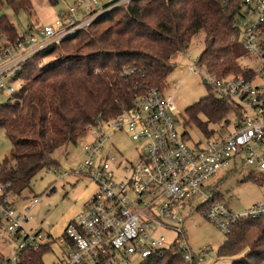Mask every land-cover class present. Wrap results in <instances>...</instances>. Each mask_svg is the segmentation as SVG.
<instances>
[{
    "label": "built area",
    "instance_id": "obj_1",
    "mask_svg": "<svg viewBox=\"0 0 264 264\" xmlns=\"http://www.w3.org/2000/svg\"><path fill=\"white\" fill-rule=\"evenodd\" d=\"M131 1L76 0L54 24L21 32L15 39L1 35L0 94L17 90L14 82L24 65L40 52ZM237 3L238 40L258 65L224 77L205 70L199 59L190 66L217 96L238 107L234 131L211 136L200 131L192 138L185 123L180 126L174 95L151 88L135 99L132 108L87 126L86 135L93 140L83 144L85 157L75 173L88 175L97 189L62 236L28 228L31 208L39 198L19 210L7 190L10 184L0 180V231L16 244L15 251L0 252V264H46L55 247L60 253L52 264H131L134 258L142 262L167 252L180 254L183 264H207L211 248L195 252L186 238L187 210L202 211L225 234L241 219L264 215V203L236 213L216 198V192L205 190V183L232 161L253 166L251 173H264V0ZM120 131L138 143L137 160L114 155L110 138ZM166 231L176 233L170 244Z\"/></svg>",
    "mask_w": 264,
    "mask_h": 264
},
{
    "label": "trees",
    "instance_id": "obj_2",
    "mask_svg": "<svg viewBox=\"0 0 264 264\" xmlns=\"http://www.w3.org/2000/svg\"><path fill=\"white\" fill-rule=\"evenodd\" d=\"M8 2L15 12L33 11L34 0ZM237 7V0H132L32 58L20 72L21 86L0 103V129L11 142L10 155L0 159V180L10 184L8 192L21 194L42 169L59 166L55 151L76 144L93 121L132 108L153 87L166 91L177 56L194 37L204 36L199 61L205 70L219 77L244 72ZM20 33L6 14L0 16V36L15 39ZM71 43L76 44L70 49L89 51L57 56L43 67L35 63ZM125 69L130 73L123 74ZM208 88L185 113L188 125L211 136L224 132L217 126L228 123L230 114L238 121L239 112ZM218 255L231 258V264H264V215L234 224ZM140 264H183V259L167 252Z\"/></svg>",
    "mask_w": 264,
    "mask_h": 264
},
{
    "label": "rangeland",
    "instance_id": "obj_3",
    "mask_svg": "<svg viewBox=\"0 0 264 264\" xmlns=\"http://www.w3.org/2000/svg\"><path fill=\"white\" fill-rule=\"evenodd\" d=\"M76 0H34V7L31 14L21 10L15 12L9 5L8 0L0 2V16L6 14L15 24L19 32L26 33L33 31L46 24H54L57 17L68 8L75 4ZM71 43L67 47L60 49L58 55L46 58H36L38 67H43L50 60L61 55H73L86 53L89 49H70ZM240 64L255 67L258 61L253 57L241 43ZM205 49L203 34H200L191 42L189 49L190 57L182 53L177 56L173 70L168 77L167 93L175 97L178 112L177 118L180 126L191 133L192 138H197L200 130L195 126H190L184 121L186 117L185 109L200 100L209 93V88L199 74L190 71V66L199 59ZM181 80V82H179ZM14 86L19 88L21 80H16ZM8 93L0 94V103L7 101ZM228 123L218 124V129L226 132L234 131V123L237 116L230 114ZM230 124V125H229ZM223 126V127H222ZM92 136L81 137L76 144H69L58 148L54 157L59 166L51 169H42L33 179L30 187L24 189L21 194L13 195L19 210L30 207V200L34 197L39 198L37 204L32 206L30 211L31 219L26 224L28 228L43 229L53 237L63 235L69 222L76 218L83 209L85 203L95 193L97 184L88 175L75 173L79 169V164L84 160L83 144L92 141ZM115 148L112 149L118 159L125 157L130 160H137L139 146L137 142L125 131L115 133L110 138ZM11 142L4 129H0V159L10 155ZM254 167L248 164H241L239 161H232L230 165L222 169L214 178L205 183L207 192L220 193L221 198L228 204L229 208L236 213L247 211L253 204L264 203V173L255 172V181L248 179ZM218 195V194H217ZM197 199L195 202L199 201ZM185 234L188 242L195 252L201 248L210 247V255L207 256V264H231L232 259L219 257L218 250L225 241L226 234L221 231L213 222L208 220L202 211L193 209L185 213ZM168 242L171 243L176 238V233L166 231ZM16 249V244L0 231V252L9 254ZM60 253V248L55 247L54 252L50 253L45 259L46 264H52L56 254ZM140 258L132 259L131 264H140Z\"/></svg>",
    "mask_w": 264,
    "mask_h": 264
}]
</instances>
